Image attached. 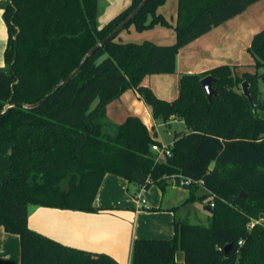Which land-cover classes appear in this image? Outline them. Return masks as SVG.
Listing matches in <instances>:
<instances>
[{
    "label": "trees",
    "instance_id": "16d2710c",
    "mask_svg": "<svg viewBox=\"0 0 264 264\" xmlns=\"http://www.w3.org/2000/svg\"><path fill=\"white\" fill-rule=\"evenodd\" d=\"M142 1L131 0L104 25L99 0L0 1L8 32L0 67V228L20 237L21 264H119L28 227L31 206L103 210L94 201L111 174L145 189L182 186L186 203L199 199L211 211L208 225L178 218L172 239H136L132 264H177L180 251L185 264H264V222L250 229L264 219V29L249 48L261 73L241 81L224 65L184 74L173 101L143 85L147 75L174 74L180 49L260 0H178L175 26L158 13L168 0H149L124 30L173 27L174 44L123 42L118 34L61 85ZM207 76L216 79L211 101L201 86ZM243 81L254 107L238 88ZM129 89L154 119L184 121L188 131L176 133L169 156L157 159L152 146L161 143L139 117L108 119L107 106Z\"/></svg>",
    "mask_w": 264,
    "mask_h": 264
},
{
    "label": "crops",
    "instance_id": "0c3cea01",
    "mask_svg": "<svg viewBox=\"0 0 264 264\" xmlns=\"http://www.w3.org/2000/svg\"><path fill=\"white\" fill-rule=\"evenodd\" d=\"M167 3L159 8L158 13L175 26L178 0L171 6ZM130 4L131 0H99L100 25L106 24ZM263 29L264 0H260L243 13L214 26L208 33L180 49L176 56L174 74L147 75L143 85L149 87L157 97L173 101L179 95V81L184 74H201L224 65L230 66L236 79L241 81L244 80L245 73H261L263 69H257L249 48L255 34ZM7 39L4 12L0 9V67H4ZM118 39L123 42L150 41L157 45H172L176 42V32L173 28L156 26L154 29L138 33L131 27L123 30ZM129 116L139 117L163 145L170 146L176 133L188 131L182 120L165 124L159 119H154L151 107L139 97L135 89L125 91L107 106V117L115 124H122ZM158 122H162L161 125L165 127H176L170 142H165L158 136ZM170 187H173L172 192L168 191ZM174 187L182 189L174 184L165 191L157 185L151 186L143 194L146 204L142 205L137 200L139 186L109 174L104 178L94 201V207L103 210L83 212L31 206L28 212V227L66 247L108 255L119 264H132V248L136 239L174 237L175 222L179 218L177 209L180 204L186 203L189 197L187 189L181 195L176 188L175 192L173 191ZM205 210L211 214L207 206ZM21 249L20 237L0 228V264H21ZM176 262L185 264L182 251L176 254Z\"/></svg>",
    "mask_w": 264,
    "mask_h": 264
},
{
    "label": "rangeland",
    "instance_id": "374dc122",
    "mask_svg": "<svg viewBox=\"0 0 264 264\" xmlns=\"http://www.w3.org/2000/svg\"><path fill=\"white\" fill-rule=\"evenodd\" d=\"M168 5L171 6L174 3H176V0H168L167 1ZM131 27L134 28V30L136 31L135 27L132 25ZM129 27V28H131ZM128 28V29H129ZM173 28V27H172ZM137 32V31H136ZM140 33V32H138ZM255 69V67H254ZM255 71V70H254ZM250 72V71H248ZM164 75H171V74H164ZM259 87H260V91H261V97L264 100V80H261L259 82ZM239 90L242 92L241 86H238ZM162 122H158L157 123V131H158V136L161 137L165 142H170L173 139V134H174V130L176 129V127H165L161 125ZM175 186H178L176 184H174ZM182 189L178 190L177 187H174V192H175V188L179 191V193L181 195H183L184 187L182 186H178ZM172 188H169V192H172ZM177 191V192H178ZM145 192V191H144ZM199 194V192H197V195ZM179 195V194H177ZM180 196V195H179ZM206 203V202H205ZM205 203L201 202L199 199L194 200V201H190L187 203H182L179 205L178 209H177V213L179 218H182L184 220H187L188 222L192 223V224H207L210 221L211 218V214L205 210ZM264 222V219H260L259 221H253L254 226L256 224H262ZM254 226L250 227L253 228Z\"/></svg>",
    "mask_w": 264,
    "mask_h": 264
},
{
    "label": "water",
    "instance_id": "95a60500",
    "mask_svg": "<svg viewBox=\"0 0 264 264\" xmlns=\"http://www.w3.org/2000/svg\"><path fill=\"white\" fill-rule=\"evenodd\" d=\"M149 0H143L139 6L123 21L119 24V26L109 35L107 36L104 40L98 42L88 53L87 55L83 58L80 66L70 75L68 76L66 79H64L61 83V85L63 84H67L70 81H72L82 70L84 64L86 63V61L89 59V57H91L100 47L104 46L106 43H108L109 41L113 40L116 38V36L118 34H120L124 28L140 13V11L144 8V6L147 4ZM264 80V79H263ZM216 82V79L213 78L212 76H207L205 78H203L201 80V86L203 88V90L205 91L206 97L208 101H211L213 96H217V92L215 91V89L213 88V84ZM241 89H242V93L243 95L248 99V101L250 102L251 106L254 107V102H253V98L251 96L250 93V88H249V83L247 81H244L241 85ZM39 104H35V105H27V108H34L36 106H38ZM8 107L5 108V110ZM230 246H227L226 249H228Z\"/></svg>",
    "mask_w": 264,
    "mask_h": 264
},
{
    "label": "built area",
    "instance_id": "2783aa9c",
    "mask_svg": "<svg viewBox=\"0 0 264 264\" xmlns=\"http://www.w3.org/2000/svg\"><path fill=\"white\" fill-rule=\"evenodd\" d=\"M152 150L157 154V159L161 160L164 156H169L170 155V147L168 145H153L152 146ZM190 183V181L188 179L185 178H181V184L182 185H188ZM146 189L144 187H140V190L137 194V200L140 204L145 205L146 204V199L144 197V191ZM214 205L212 204L211 207H213ZM254 226V223L252 222L250 227Z\"/></svg>",
    "mask_w": 264,
    "mask_h": 264
}]
</instances>
